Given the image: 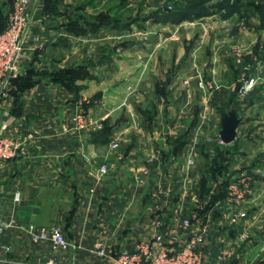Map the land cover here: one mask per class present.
Here are the masks:
<instances>
[{
	"label": "crops",
	"instance_id": "0c3cea01",
	"mask_svg": "<svg viewBox=\"0 0 264 264\" xmlns=\"http://www.w3.org/2000/svg\"><path fill=\"white\" fill-rule=\"evenodd\" d=\"M98 1L59 0L58 11L50 12L46 0H33L35 21L19 69L0 94V135H32L19 157L0 170V223L15 221L0 233L1 245L11 246L10 252L0 251V264H35L54 254L50 242L32 238L25 229L30 224L60 225L73 244L64 258L112 264L121 249L153 235L155 215L168 218L165 233L180 242L186 234L173 237L169 231L182 230L185 215L193 232L206 227L202 247L209 259L225 247L233 254L224 264H264V99L252 100L256 108L241 109L243 95H219L217 63L207 76L211 91L198 86L201 76L191 61L171 78H162L148 55L133 70L131 56L150 51L149 45L124 49L129 64L81 61L75 68L86 67L88 75L76 80L78 90L53 80L51 73L84 56V49L81 54L77 49L85 39L70 26L72 18L82 25L84 17L73 3L87 4L90 12ZM6 2L0 0V30L11 11L6 12ZM104 32L115 37L116 30ZM93 50L86 49V55L93 56ZM163 80L170 86L167 95L157 87ZM231 110L241 122L235 140L224 143L220 131ZM80 112L99 129L109 126V142H93L99 129L92 124L77 128ZM112 141L118 146L111 147ZM227 149L233 153L225 169L214 172V158ZM103 163L110 168L100 175ZM242 176L252 189L241 205L229 203L227 195L215 196L225 179ZM202 178L210 188L205 194L199 192ZM235 208L248 212L239 224L231 220ZM98 244L106 245V256L97 253Z\"/></svg>",
	"mask_w": 264,
	"mask_h": 264
},
{
	"label": "rangeland",
	"instance_id": "374dc122",
	"mask_svg": "<svg viewBox=\"0 0 264 264\" xmlns=\"http://www.w3.org/2000/svg\"><path fill=\"white\" fill-rule=\"evenodd\" d=\"M195 1L99 0L93 7L94 10L90 12L87 4H74L77 3L74 2L78 14L84 17L82 26L76 31L73 30L74 34L81 35L85 39L77 49L81 54L83 48L84 56H77L76 59H73L74 56L70 57L74 60L72 66L64 68L79 66L81 61L89 63L93 59H99L101 62L115 61L117 66L124 62L129 64V58L124 57V49L130 50L132 47L149 45L152 46L150 51H138L131 56L133 70L148 55L149 59H153L156 67L161 69L162 78L166 76L171 78L177 74L180 67L186 66L185 64L191 61L196 76L198 77L200 73L201 77H198V80L211 82L209 86L202 88L211 91L214 85L207 76L213 70L211 67L213 68L217 63L214 78L220 86L219 95H243L241 109L256 108L252 100L258 97L264 99V0H222L234 6L212 15L176 23L165 22L163 19L156 20L157 14L162 15L166 8L179 11L189 8L204 12L216 10L211 3L217 0H209L203 6H194ZM6 3L7 12L10 11L12 0H7ZM93 22L95 30L91 29ZM108 28L116 30L115 37L105 34L104 30ZM91 32L102 34L90 36ZM60 43L65 46L64 41ZM88 48L95 50L93 56L86 55L85 51ZM251 79L254 80L252 86L245 84ZM198 86L201 87L199 83ZM157 87L162 95L170 92V86L165 80ZM249 113L255 115L254 112ZM255 118L259 119V116ZM217 167L219 166L216 165ZM207 185L208 180L202 178L199 188L201 194L210 191ZM247 216L248 212L245 218ZM152 217L154 222L157 215ZM161 218L165 229L169 223L168 218L165 215ZM183 219L189 220L190 217L185 215ZM172 227L169 235L176 237L178 232H180L179 236L184 234L183 230L175 229L177 226ZM150 234H153L152 229ZM177 239H174L173 245L180 243L181 239Z\"/></svg>",
	"mask_w": 264,
	"mask_h": 264
},
{
	"label": "built area",
	"instance_id": "2783aa9c",
	"mask_svg": "<svg viewBox=\"0 0 264 264\" xmlns=\"http://www.w3.org/2000/svg\"><path fill=\"white\" fill-rule=\"evenodd\" d=\"M37 9L33 8V0H14L11 11L8 15L7 28L0 33V94L2 93L6 82L19 69L21 55L23 53L25 42L35 21ZM254 80L251 79L245 84L252 86ZM210 81L200 79L199 85L207 87ZM77 128L81 129L87 124L84 112H80L75 116ZM96 129L101 125H95ZM67 128L64 127V130ZM32 138L27 135L22 139L11 137L8 135H0V170L5 164L16 160L22 152L23 145ZM221 142L222 139H220ZM111 147H117V141L110 143ZM109 165L103 163L99 169V174L103 175L109 170ZM251 181L245 177L232 179L227 186V200L237 207L241 205L251 193ZM22 199L21 191L14 193V201L19 202ZM246 210L235 208L232 212V223L239 224L245 219ZM15 224L14 219L2 221L0 223V233ZM153 235L147 240H141L134 244L131 248L121 249L117 254L113 255L112 264H224L232 254V249L220 248L213 258H207L202 247V241L207 231L203 227L199 232L192 231L190 220L182 219L180 227L186 234L184 241L173 245L174 238L167 237L162 218L158 217L153 222ZM25 229L31 234L35 241H47L53 245L54 254L44 260H40L35 264H79L74 259L64 258L63 254L73 248L65 235L63 228L58 224L49 227L37 229L34 224H30ZM11 251L10 245H1L0 251ZM107 247L104 244L97 245V253L100 256H106Z\"/></svg>",
	"mask_w": 264,
	"mask_h": 264
},
{
	"label": "trees",
	"instance_id": "16d2710c",
	"mask_svg": "<svg viewBox=\"0 0 264 264\" xmlns=\"http://www.w3.org/2000/svg\"><path fill=\"white\" fill-rule=\"evenodd\" d=\"M13 1L11 3V8L13 5ZM58 2L59 0H55L53 2V0H46V5H45V9L47 11L50 12H54V11H58ZM207 2H209V0H196L194 2V6H203L205 5ZM212 7L214 9H216L214 12H204V11H193L192 9H185L183 11H179V10H169V9H165V12L162 15H158L156 17V20L161 21L163 19V21L168 22H181L182 20H186V19H196V18H200L203 17L205 15H212L218 12H221L223 10L226 9H231L234 5L230 2L224 1L222 2V0H217L215 3H211ZM10 8V9H11ZM9 13V11H8ZM6 21H5V25L4 27L0 30V33L3 32L8 25V14L5 17ZM148 18V17H147ZM88 22V19H87ZM93 26H91V29H94V22L92 23ZM70 26H71V30H77L78 28H80L79 26H82L80 24H77V21L75 20V18L71 19L70 22ZM95 30V29H94ZM84 70V71H82ZM84 72V73H82ZM51 78L55 81L61 82L63 83L67 88L69 89H79V86L76 85V80L81 78L82 76L86 77L88 75L86 67H84V69H80V68H75V67H70V68H63L58 70L57 72L51 73ZM109 137H110V129L109 126H107L104 123V126L102 129H99L98 131H96V133L94 134L93 137V142L95 143H107L109 142ZM233 152L229 149H227L226 151H219L218 156H216L212 162V166H213V171L215 172L216 170H223L226 167V163L229 161L231 154ZM216 165H218L219 167L216 168ZM204 179V178H203ZM206 179V178H205ZM204 181V180H203ZM230 182V179H225L221 185L222 187L219 189V191L216 193V197H225L227 195V186Z\"/></svg>",
	"mask_w": 264,
	"mask_h": 264
},
{
	"label": "water",
	"instance_id": "95a60500",
	"mask_svg": "<svg viewBox=\"0 0 264 264\" xmlns=\"http://www.w3.org/2000/svg\"><path fill=\"white\" fill-rule=\"evenodd\" d=\"M240 122L241 119L238 117L236 111L231 110L225 114L223 127L220 131V136L224 143H230L235 140Z\"/></svg>",
	"mask_w": 264,
	"mask_h": 264
}]
</instances>
